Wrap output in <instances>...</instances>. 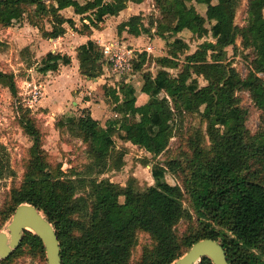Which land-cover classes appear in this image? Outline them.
Here are the masks:
<instances>
[{"label": "trees", "instance_id": "obj_1", "mask_svg": "<svg viewBox=\"0 0 264 264\" xmlns=\"http://www.w3.org/2000/svg\"><path fill=\"white\" fill-rule=\"evenodd\" d=\"M142 1L0 0V28L25 19L44 38L62 36L66 25L79 34L90 35L92 28H100L106 17L118 15L129 2ZM154 1L161 13V20L156 23L160 35L187 30L201 37L210 31L215 42H205L185 57L187 63L180 78L168 71L178 63L160 57L161 68L150 79L143 78L141 85L136 74L146 61V53H137L130 81H118L116 87L104 90L112 98L113 111L119 114L117 119L106 120L103 126L90 112H84L60 117L56 127L69 128L88 145L86 152L92 159L88 166L91 170L99 168L96 173L101 174L108 169L120 170L124 164L126 152L115 149L114 136L157 155L159 146L173 136L171 122L175 115L198 114L206 122L209 144L205 145L202 135L203 139L196 137L192 142L190 174L183 181L185 190L165 180L167 171L175 173L180 165L175 159L167 160L163 166L153 164L150 174L154 183L143 190L133 184L121 186L108 179L98 180L91 176L92 171H88V178L74 173L75 181L61 171L60 165L52 167L48 163L41 131L29 108L19 103L16 112L20 124L33 142L23 179L10 190L0 211L1 219L11 218L19 204L35 206L56 231L61 264H170L204 238L222 244L229 264H264V0H249L243 25L233 23L239 0H198L204 6V16L190 0ZM67 8L79 16L80 25L73 16L64 15ZM141 21V15H131L117 25V33L135 37L148 33ZM205 22L210 29L203 27ZM238 38L241 46L250 50V65L243 76L221 61L225 48H235ZM76 56L82 75L93 79L102 74L104 59L97 43L88 40L81 44ZM70 62L66 54L48 52L41 59L39 71H56L60 64ZM189 67L206 85L190 80ZM0 84L17 97L11 71L0 70ZM239 92H247L258 110L257 127L252 131L246 126L249 110L240 105ZM141 93L148 98L134 106L136 119L132 120L125 106L135 103ZM1 174L0 167V177ZM185 192L201 221L198 228L178 236V222L191 220V213L183 205ZM139 232L148 234L151 246L145 247L131 263ZM24 252L46 262L41 240L25 231L20 245L0 264H15ZM197 264L212 262L203 257Z\"/></svg>", "mask_w": 264, "mask_h": 264}, {"label": "rangeland", "instance_id": "obj_2", "mask_svg": "<svg viewBox=\"0 0 264 264\" xmlns=\"http://www.w3.org/2000/svg\"><path fill=\"white\" fill-rule=\"evenodd\" d=\"M189 3L199 14L203 16L205 15L204 6L199 3L198 0H190ZM248 3L249 0H239L233 20L234 24L243 25L245 23ZM126 8V13L129 16L136 14L141 15V22L144 27L149 29V32L142 33L139 37L126 35L125 37L120 38L118 36L115 37V41L107 42H123L121 44L125 43L124 45L126 46L133 47L146 53V61L144 62L142 69L136 74V81L140 82V85L142 84L143 78L144 80L150 79L161 68L158 62L160 57H168L178 63L177 67L168 68V71L171 76L180 78L182 76L180 73L183 71V66L187 63L185 57L198 50L203 43L215 42L210 31L201 37H198L196 34H192L187 30H183L176 34H171L165 31L160 35V33L156 31V23L161 20V13L156 7L154 0H143L139 4L132 3ZM63 13L68 16L73 15L70 9H66ZM128 15L126 19H128ZM111 19L107 23L108 27L111 28H109L110 30L116 29L117 25H115V23L118 22L119 19ZM23 22L28 23L25 19L19 21L21 25ZM76 23L77 25H80L77 20ZM12 26V38H10V34H6L5 32H3V35L7 36L5 38L9 37V39H5L4 36H1L4 40L1 49H5V53H2L0 50V70L11 71L13 73L18 90L17 97L20 99L19 103L25 105L26 102H23L22 98L27 97V93L34 85L37 87L39 85L43 94L44 91L46 93L48 92V90H44L46 82L45 73L39 71L42 53H44V51L41 50V52L36 55L29 49L30 44L36 45L39 39L43 36H41L40 31L37 34L23 33L21 35V32H19L21 29L18 22H14ZM43 26L46 28L48 27L45 23ZM203 27L210 29V24L205 22ZM7 29L8 28H0V34H2V30ZM12 31L18 33V35L13 36L14 32L12 33ZM69 31L71 30L69 29ZM175 39H178L179 43H173ZM180 44L186 45L187 47L180 48L178 46ZM37 51L39 50L37 49ZM207 53V57L210 59L211 52L208 51ZM249 53L250 50L244 49L238 38L236 40L235 48L232 46L225 48V55L221 58V61L230 64L231 67L235 68L243 76L250 65ZM102 57L104 56L102 55ZM103 65L106 68L105 62ZM188 71L190 73V80L196 81L199 86L206 85V81L200 75L194 73L192 67H189ZM53 73V71L48 72L50 76L53 75ZM131 78L132 76L130 75V77L127 78V82L130 81ZM73 80H75V77L69 81L72 82ZM112 81H114L116 87L118 80L113 79ZM28 84H30V86H28ZM137 86L139 87V85ZM107 87H113V85L109 86V83L105 84L103 88L99 89L92 97L94 101H98L97 98L101 97L102 100H105L107 103L100 102V105L96 106L93 110L95 117L97 116L100 119L99 122L103 126L106 120L117 119L119 116L117 113V115H115L113 111L114 104H112L111 96H107V94L104 93L105 88L108 89ZM64 91L49 95V103H51L52 99L59 101L63 97L65 93ZM79 91L80 89L77 90V93ZM238 95L240 97V105L249 110L246 126L252 131L257 127L258 110L252 105L253 103L247 92H239ZM17 97H13L8 88L0 84V167L2 168V174L0 177V211L8 200L10 190L13 187H17L23 179L29 159V148L33 142L32 138L24 132L20 124L19 113L16 112L15 109V99H17ZM48 98L45 100H48ZM61 101L62 100H60V102ZM73 101H75V98L67 95L64 105H62L61 102V104L56 107L52 104L45 106L42 102H39L33 104V106L29 108L30 116L35 120L36 126L41 131V143L42 148L47 154L46 160L52 165V167L60 165L61 171L67 176H72V179L75 181H77V175H74V173H82L81 176L88 178L90 177L88 171H92L91 176L96 177L98 180L108 179L121 186L133 184L137 190H143L154 183L150 174V169L153 164L157 163L163 166L167 160L175 159L180 162V165L175 170V173L167 171L165 180L171 184H178L183 190H185L183 181L188 178L190 174L189 161L192 158V152L190 149V146L193 145L192 142L196 137L203 139L201 137L204 136L203 141L205 145L207 146L209 144L206 134V122L201 120L198 114L175 115L171 122L173 136L168 143L159 146V153L157 155H153L151 152L141 149L138 146L127 144L121 141L117 136H114L115 149H123L126 152L124 156V164L120 170L108 169L104 173L97 174L96 172L99 168L95 167L91 170L88 166L92 161L86 152L88 145L79 137L75 136L69 128L56 127L57 120L62 116H79L84 112H89L87 108L76 109L78 105L74 104ZM138 104L140 105V101L137 98L135 103L126 104L125 106L129 110L132 120L136 119L133 114V108ZM114 159L115 157L113 160ZM146 160L149 162L148 165L145 164ZM8 169H10L12 173L9 172ZM83 193V191L80 192V194ZM183 205L191 213V220L188 221L182 219L178 222L175 226V233L178 236L189 231V229L198 228V223L201 221L200 218L197 217V213L192 206L190 197L186 192L184 193ZM9 221L10 218L3 221L0 215V231L8 232L6 227ZM150 246L151 239L148 234L139 232L137 234V243L133 248L131 263H134L141 256L145 247L148 248ZM14 263L47 264V262H45L40 256L29 254L27 252H24L19 256Z\"/></svg>", "mask_w": 264, "mask_h": 264}, {"label": "crops", "instance_id": "obj_3", "mask_svg": "<svg viewBox=\"0 0 264 264\" xmlns=\"http://www.w3.org/2000/svg\"><path fill=\"white\" fill-rule=\"evenodd\" d=\"M130 4H132V3L129 2L127 4V6H129ZM67 9L69 10L70 8H67ZM126 9L127 8L120 11L119 14L116 16L106 17L104 19V22L99 24L100 28H98V29L92 28V32L90 35L79 34L75 31H73L71 28H69L68 25H66L65 26L66 32L62 36H60L56 39L41 37L36 45H32V44L29 45L30 46L29 49L31 50V52L35 53L36 55H38L41 52V50L44 51V53H42V58L48 52H53V53L58 52L62 55L63 54L68 55L71 59V62L68 65L60 64L58 67V70L53 71L54 73L51 76H50V74H48L49 71L42 72V73H45L44 75L46 76V80H45L46 82L44 85V90H46V91L48 90L47 93L44 91V94H43L44 96L40 100V102H42L43 105L47 106L48 104H52L54 107H56L57 105H60L61 102H62V105H64L65 100L67 98V95L73 96L75 98V101H73V103L78 105L76 107V109L77 108H80V109L87 108L88 111L91 112L90 115L94 119H96L98 121L100 120L97 116L95 117L93 110L96 106L100 105V102H105V100L103 101L102 98L99 97V98H97L98 101H94L92 97L95 95L96 92H98L99 89L103 88V86L107 83H109V86H112V85L115 86L114 81H112V80L117 79V78L114 75L110 74L104 65H103L102 74L97 78L91 79V78H88V77L82 75L79 71V62H78V59L76 56L77 48L81 44L86 43L88 40H92L100 46L101 44H105L107 41H115V37L119 36L120 38H123L126 35L129 36V34H127L126 32H122V34L119 35L117 33V26H116V29L110 30L111 28L108 27V24H107L111 18H115L117 20L119 19L118 22H116V23L114 22L115 25H118L122 21H126L127 20L126 18L128 15L126 13L127 12ZM72 16H73L75 21L76 20L79 21L78 15H72ZM108 18H110V19H108ZM18 25L20 26V29H21V31L19 30V32H21V35L23 33H35V34H37L39 32L37 27H34V26L30 25L29 23L23 22V24L21 25L18 22ZM69 29L71 31H69ZM11 30H13V26L8 27L7 30H2L1 31L2 34H0V41H2L4 43V40L1 38V36H4V38L7 36L3 35V32L11 35ZM13 32L14 31H12V33ZM69 32H70V34H69ZM14 35H18V33L14 32L13 36ZM133 37H135V36H133ZM137 37H139V36H137ZM10 38H12V35ZM5 39H9V37L5 38ZM121 43H123V42H121ZM38 46H39V48H38ZM2 47L3 46L0 47V50L2 53H5V49L4 50L1 49ZM37 49L39 51H37ZM74 77H75V80L70 82L69 80L73 79ZM64 89H65V91H64ZM78 89H80V91L77 93ZM61 91L65 92L63 97L60 99L62 101L60 102V100L56 101L55 99H52L51 103H49L50 102V99L48 98L49 95H52L53 93L61 92ZM82 96H84V97H82ZM46 98H48V100H45ZM147 98H148V96L146 94L141 93L138 97V99L140 101V105L145 103L147 101ZM127 144H129V143H127Z\"/></svg>", "mask_w": 264, "mask_h": 264}, {"label": "water", "instance_id": "obj_4", "mask_svg": "<svg viewBox=\"0 0 264 264\" xmlns=\"http://www.w3.org/2000/svg\"><path fill=\"white\" fill-rule=\"evenodd\" d=\"M6 228L8 232L0 231V260L12 254L20 245L24 232L28 231L41 240L47 264H61L56 231L35 206L28 203L19 204L14 209ZM203 257H207L212 264H229L222 244L211 238L196 241L182 256L170 264H197Z\"/></svg>", "mask_w": 264, "mask_h": 264}, {"label": "built area", "instance_id": "obj_5", "mask_svg": "<svg viewBox=\"0 0 264 264\" xmlns=\"http://www.w3.org/2000/svg\"><path fill=\"white\" fill-rule=\"evenodd\" d=\"M100 49L104 56L103 58L107 71L112 73L119 82H127V78L130 77V73L133 69V61L137 53L141 51L118 42L101 44ZM28 86H30V84H28ZM27 94V97L22 98V101L26 102L25 106L30 108L33 104L40 102L43 91L39 85L38 87L34 85ZM15 102V109H17L19 100L15 99Z\"/></svg>", "mask_w": 264, "mask_h": 264}]
</instances>
